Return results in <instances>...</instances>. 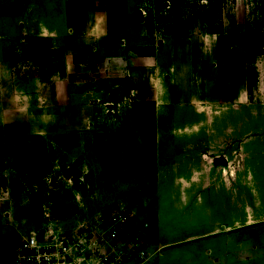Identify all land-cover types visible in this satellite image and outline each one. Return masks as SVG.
I'll return each instance as SVG.
<instances>
[{"label": "rangeland", "instance_id": "obj_1", "mask_svg": "<svg viewBox=\"0 0 264 264\" xmlns=\"http://www.w3.org/2000/svg\"><path fill=\"white\" fill-rule=\"evenodd\" d=\"M132 4L107 56L76 65L75 80L87 79L63 82L60 101L49 96L46 106L32 103L22 114L0 105V175L8 168L7 180L21 195L15 203L26 206L32 226L40 225L42 205L65 227L83 220L85 212L95 219L120 205L151 222L163 187L159 174L190 178L206 168L208 157L212 170L237 174L234 193L252 198L237 200L236 216L248 205L255 222L238 226L236 235L252 243L253 264H264V0H183L182 34L166 31L174 17L167 0ZM15 5L0 0V10L14 11ZM46 5L50 10L61 3ZM55 11L49 22L64 29ZM2 21L1 30L12 28L10 18ZM36 46L24 52L29 81L21 67L16 84L35 95V75L48 69L47 62H38ZM150 53L152 70L143 65ZM57 55L65 58L61 49ZM76 59L85 61L83 54ZM2 69L9 78L11 67ZM220 181L222 188L231 186ZM200 185L195 178L188 188L193 200ZM164 227L162 238L187 232Z\"/></svg>", "mask_w": 264, "mask_h": 264}, {"label": "crops", "instance_id": "obj_2", "mask_svg": "<svg viewBox=\"0 0 264 264\" xmlns=\"http://www.w3.org/2000/svg\"><path fill=\"white\" fill-rule=\"evenodd\" d=\"M4 1L20 5H15L16 9L12 7L13 12L5 8L0 10V22H3V17H7L11 19L12 24V28L8 30L0 29V105H11L16 113L21 114L27 112L24 110L32 103L38 108L46 106L49 96L60 101L63 82L86 80L84 75L75 80L71 74L74 67L89 65L90 59L95 55L100 58L107 56V45L112 35L126 28L125 19L132 13V3L139 2V0ZM51 2H59L61 6L57 8L55 5L56 9L49 10L46 4ZM54 11L58 12V17L62 19L64 29H60L55 21L49 22V17L52 16L50 13ZM129 24L127 28H130ZM118 43L119 39L115 45ZM29 45H37L38 62L45 61L48 66V69L41 68L35 75L36 95L16 88L22 69L27 82L30 78V67L27 65L22 67L23 62L28 61L24 52ZM58 49L65 54V58L57 55ZM81 54L85 61L76 59L81 57ZM151 58H154L152 54H147V60L143 63L144 68L148 70L154 69ZM4 64L12 69L9 78L3 75ZM7 83H11L9 93H5L4 90ZM77 99L75 97V101ZM56 103L53 102L54 106ZM74 108L77 111V106H73ZM45 151L48 152L47 149ZM208 160L210 161V158L207 157L206 168L193 171L190 178L171 172L164 179L159 174V182L160 184L163 182V187L160 189L158 209L152 214L151 222L149 221L151 240L155 245L163 246L161 261L165 264H253L252 243L247 239L239 242L236 235L238 226L247 227L255 222L248 205L242 207L240 217L236 216L237 200L240 198L241 201L249 203L252 202V198L234 193L232 180L237 177L234 171L219 174L218 171L211 169ZM9 176L8 168L3 169L0 175V264H14L15 246L21 239L15 228L17 223L25 230L31 227L30 212L19 201L18 205L15 203V199H20L21 195L15 192L12 180H7ZM195 178L200 180L201 185L197 192L194 191L197 199L193 200L188 188L193 185ZM221 179L229 180L231 186L224 185L222 188L219 185ZM180 180H184L185 183L181 188L177 185ZM196 214H201L202 218L194 219ZM137 215L143 219L146 216L140 213ZM171 215L176 219H172ZM164 226L177 230L186 228L188 233L180 235L175 233L173 236L169 234L162 238ZM193 226L202 228L188 231V228Z\"/></svg>", "mask_w": 264, "mask_h": 264}, {"label": "built area", "instance_id": "obj_3", "mask_svg": "<svg viewBox=\"0 0 264 264\" xmlns=\"http://www.w3.org/2000/svg\"><path fill=\"white\" fill-rule=\"evenodd\" d=\"M42 206L39 226L15 227L21 239L14 264H165L163 246L151 240L149 221L131 209L120 205L107 215L99 212L95 219L85 212L83 220L65 227L49 206Z\"/></svg>", "mask_w": 264, "mask_h": 264}, {"label": "trees", "instance_id": "obj_4", "mask_svg": "<svg viewBox=\"0 0 264 264\" xmlns=\"http://www.w3.org/2000/svg\"><path fill=\"white\" fill-rule=\"evenodd\" d=\"M171 6L174 11V17H172V20H168L172 25L168 26V29L166 30L168 34H182L183 33V27L181 24V5L183 3V0H170ZM18 170H20L19 167H17ZM15 192L16 189L14 188ZM40 217H42V213L40 214Z\"/></svg>", "mask_w": 264, "mask_h": 264}, {"label": "water", "instance_id": "obj_5", "mask_svg": "<svg viewBox=\"0 0 264 264\" xmlns=\"http://www.w3.org/2000/svg\"><path fill=\"white\" fill-rule=\"evenodd\" d=\"M225 160V158L223 159ZM65 175L67 178H72L73 174H72V170L71 169H67L65 172Z\"/></svg>", "mask_w": 264, "mask_h": 264}]
</instances>
